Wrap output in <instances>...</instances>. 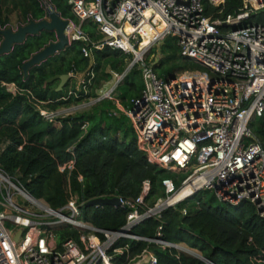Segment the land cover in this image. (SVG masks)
<instances>
[{"label":"built area","instance_id":"1","mask_svg":"<svg viewBox=\"0 0 264 264\" xmlns=\"http://www.w3.org/2000/svg\"><path fill=\"white\" fill-rule=\"evenodd\" d=\"M206 1L219 5L225 0H68L75 18H69L65 31L70 43L83 42L90 63L83 71L70 72L76 84L65 94L47 100L31 94V101L46 120L58 121L59 111L45 104L90 93L97 76L96 50L112 47L130 53L122 71L109 69L113 84L99 97H111L132 68L140 70L141 96L112 114L127 115L150 161L175 175L163 179L165 192L154 199L148 198L149 178L137 197L117 192L96 196L118 197L127 208L125 224L108 229L79 217L90 199L80 202L70 183L67 203L54 209L0 166V264H157L149 247L120 260L129 250V243L119 245L120 239H149L179 249L132 229L203 189L232 204L250 200L264 217V145L253 124L264 115V22L249 20L264 10V0H244L225 19L207 15ZM168 36L197 65L163 77L155 67L158 55L154 59L149 54ZM145 37L149 41L142 45ZM0 83L13 94L24 91L16 81ZM64 224L84 232L86 247L73 236L59 243L56 230ZM254 262L264 264V257Z\"/></svg>","mask_w":264,"mask_h":264},{"label":"trees","instance_id":"2","mask_svg":"<svg viewBox=\"0 0 264 264\" xmlns=\"http://www.w3.org/2000/svg\"><path fill=\"white\" fill-rule=\"evenodd\" d=\"M6 1L18 3L25 22L46 16L42 0H0V27H7L10 22L2 8ZM50 1L63 17L75 18L68 0ZM243 1L225 0L219 5L206 1L205 13L225 19L239 11ZM249 20L264 22V10ZM2 39L0 33V42ZM56 39L55 31L44 29L28 35L10 52L0 55V82L16 81L24 88L23 92L13 94L0 83V141H7L0 151L2 169L31 195L44 198L54 209L67 203L68 183L79 194L80 202L112 192L137 197L143 181L148 178L151 180L148 198L164 194L163 179L175 174L150 161L127 115L112 114V109L128 106L132 97L141 96L143 81L138 68H132L117 86L118 100L101 99L91 111L59 117V124L46 120L31 101V94L42 100L62 95L69 82L62 90H57L59 83L53 87L54 80L48 79L56 74L83 71L90 63L82 52L83 42L74 40L32 66L26 75L22 68L24 62ZM161 50L163 55L155 65L160 76L175 73L177 66L170 62L176 59L181 60L183 67L197 65L179 53L174 36L164 40ZM127 56L119 48L96 50L94 88L102 87L111 79L108 69L122 71ZM51 104L56 105L48 103ZM253 124L264 145V115L256 117ZM186 206L188 212L183 213L182 208ZM82 208L84 217L98 227L119 229L126 222L127 208L121 205L84 204ZM132 231L147 238L185 243L215 264H263L254 262L255 257H264V217L258 213L256 205L247 199L237 204L221 201L208 189L165 208L161 217L148 218ZM56 233L60 244L73 236L86 247L84 232L70 224L62 225ZM125 243H129V250L120 256L122 261L149 247L157 256V264H211L198 255L176 247H163L154 240L121 238L119 245Z\"/></svg>","mask_w":264,"mask_h":264},{"label":"water","instance_id":"3","mask_svg":"<svg viewBox=\"0 0 264 264\" xmlns=\"http://www.w3.org/2000/svg\"><path fill=\"white\" fill-rule=\"evenodd\" d=\"M42 2L46 9L45 17L41 19L31 18L26 23L20 24L16 29L11 25H8L7 27H0V33L3 36V39L0 42V55L10 52L16 43L23 42L30 34H37L44 29L55 31L57 39L50 41L40 50L34 52L30 58L24 62L22 68L26 75L32 66L41 63L49 56L63 50L70 44L69 36L65 31L69 23V18L63 17L60 11L56 9L55 5L50 0H42ZM70 76V73L56 74L51 76L48 81L59 78L60 80L57 90H62ZM103 204L119 205L120 202L118 197H96L85 203L87 206ZM123 230L125 229L123 228ZM20 234L21 230L15 235V239H18ZM174 245L178 247L179 244L174 243ZM198 256L211 264H215L201 254H198Z\"/></svg>","mask_w":264,"mask_h":264},{"label":"rangeland","instance_id":"4","mask_svg":"<svg viewBox=\"0 0 264 264\" xmlns=\"http://www.w3.org/2000/svg\"><path fill=\"white\" fill-rule=\"evenodd\" d=\"M3 11L5 15H8L10 18V22L9 25L13 26L15 29L20 25V24H24L26 23L21 15V9L19 8V5L17 2L14 1H6L3 6ZM89 27V26H88ZM162 42L156 43L154 45V47L151 50V53L149 54V57H154L155 55H158L159 59L161 58L162 54V50H161V46H162ZM128 56H132L130 53L128 54ZM158 59V60H159ZM157 60V61H158ZM175 64L177 66L176 71L174 74L185 71V70H191L193 67L190 66H182L183 63L181 62V60L179 61L178 59L170 62V65ZM202 68V67H201ZM109 70V69H108ZM59 78L55 79L53 82V87L59 83ZM69 85L67 86V88L64 89V94L65 91L71 87H74L73 85L76 84V77H71L68 80ZM113 84V80L109 81V82H105L102 86H104L103 90H100V88H94L91 87L90 91L91 94L89 95H85L82 96L80 98H71L70 101L67 102H61L65 99H61V100H57L54 102H51L53 104H56L55 106H53L52 104L49 106L48 104H45L46 106H49L50 108H54L57 109L59 111V117L61 116H65V115H69V114H76V113H81V112H88L91 111L93 109V107L96 104L100 103L101 99H110L113 102H115L116 100H118V94L116 92L111 94V97L105 96V97H99L100 95H102V93H104L111 85ZM94 91V92H93ZM62 93V95H63ZM61 96V95H60ZM59 97V96H58ZM55 99V98H54ZM33 102V101H32ZM129 119V118H128ZM129 122L131 123V121L129 120ZM56 124H59L58 121H55ZM7 141L1 140L0 141V151L1 149L6 145ZM46 203H48L44 198H42ZM49 204V203H48ZM83 209V208H82ZM80 218L86 219L84 217V214L79 216ZM180 248L179 250L184 251V252H188L190 254H201L200 251L198 249L192 248L190 246H188L185 243H179Z\"/></svg>","mask_w":264,"mask_h":264},{"label":"bare ground","instance_id":"5","mask_svg":"<svg viewBox=\"0 0 264 264\" xmlns=\"http://www.w3.org/2000/svg\"><path fill=\"white\" fill-rule=\"evenodd\" d=\"M215 1H219V0H215ZM148 41H149V38H148V37H145V41L143 42V44H142V45H144V44L148 43Z\"/></svg>","mask_w":264,"mask_h":264},{"label":"flooded vegetation","instance_id":"6","mask_svg":"<svg viewBox=\"0 0 264 264\" xmlns=\"http://www.w3.org/2000/svg\"><path fill=\"white\" fill-rule=\"evenodd\" d=\"M68 82V81H67ZM66 86V85H65Z\"/></svg>","mask_w":264,"mask_h":264}]
</instances>
